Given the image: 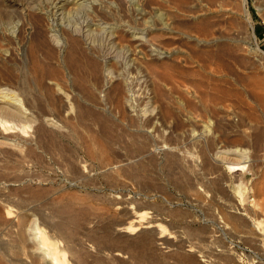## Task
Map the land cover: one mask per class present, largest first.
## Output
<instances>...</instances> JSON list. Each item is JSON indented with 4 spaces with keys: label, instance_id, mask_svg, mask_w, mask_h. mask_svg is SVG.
<instances>
[{
    "label": "rangeland",
    "instance_id": "rangeland-1",
    "mask_svg": "<svg viewBox=\"0 0 264 264\" xmlns=\"http://www.w3.org/2000/svg\"><path fill=\"white\" fill-rule=\"evenodd\" d=\"M87 1L89 5H92L95 2H103L104 0ZM111 1H114L117 6H107V11L109 12L102 10V14L106 13L105 16L107 18L103 22L113 24L112 18L115 19L113 21L121 22L124 14L128 13L127 6L132 0H109V2ZM179 1L182 2L183 0H140V3L141 7L149 13H151L152 9V13L157 12V8L160 7L159 11L161 13L172 14V17L176 15L175 19L178 16L180 26H177V19L175 20L174 17L171 18L168 15L171 21H174L172 23L173 28L175 27V33L171 35L172 37L165 38L167 41L162 40V38L158 39L154 33L151 36L153 41L158 40L156 43L159 45H163L164 42L170 44L169 46L167 45L168 49L174 50L176 48L175 50H180L182 54L184 52L190 53L189 60L187 59L189 56H185L188 63H184L185 59L181 58L182 55L180 57L181 61H177V64L185 70L186 75L184 74L181 78L179 74V76L177 75L178 77L174 78L172 76L175 71H171L173 74L161 75L162 71H159V68L157 69L158 65H156L157 62L154 60L145 61L143 62L144 65L141 61L142 65H139V61L135 65L130 62L129 64L133 66L131 65V71L129 70V73L126 72L127 74L125 75L129 79L133 78L135 85L132 89L134 91L132 89L125 91L128 90L126 88L120 92L121 95L119 92L117 93L119 91L118 88L116 87L117 89H115L118 84L117 79L105 81L106 78L103 77L107 73L103 72L104 68H101L104 67L100 64L101 50L105 51V48L107 50L108 45L101 33L99 34L100 31L98 32L94 28L95 37L93 42H91V50L79 38H77V43H73L74 48L72 50L69 46H73L69 42L62 50L59 48L55 49L56 47L48 39L49 37L45 36L42 43L37 42V61L35 60L33 63L30 58L26 63L24 61L26 55L27 57L30 55L28 42L34 38L37 29L40 32L41 28H43L42 30H48L55 22L61 23L57 20V15L55 16V7L53 8L56 0H0V45L2 44L0 47L3 49L7 47L10 53L14 54L11 57L6 54L4 56L0 51V65H2L0 67V83L12 90L14 89V91L18 89L16 92H18L19 98L24 100L26 108L29 107L28 110L31 109L29 114L37 122L29 123L28 127L19 129L16 132L4 133L0 130V194L4 193V195H0V208L2 209H0V213L2 214L5 211V214L3 213L2 215H5L7 219L8 212H10L8 215L9 219L12 216L16 219L17 214H24L26 216L25 228L28 229V235H31L35 232V228L37 229L34 224L37 221V225L44 226L49 233L48 225L59 221L60 216L61 220L64 216L68 217V215L62 213V210H68L70 213H74L76 210H89V212L109 210L111 218H109L108 226H104L101 223L88 224L87 220L76 215L73 225L69 224L72 226L68 227V230L70 228L72 231V235L62 237L63 235L59 234L58 231L56 232V230H51L52 236L48 234L51 237H55L57 234L56 237L59 239L56 240L59 241L64 238L61 244L64 242L69 247L72 253H70L71 264H264V0H247L254 27L255 41L247 29L248 23L247 25L245 24L247 20L243 14V0H233V3L231 0H193V3L192 0H184L185 4ZM106 5L108 4H105V7ZM116 7L120 9H116ZM121 7L124 9L122 10ZM202 9L207 12H203ZM86 10L88 11L86 8L83 10L73 4L68 5L64 10V13L67 14L66 17L68 16L66 18L67 21L64 20L65 25H69L70 22L78 25L85 22L87 18H89L91 23L96 24L98 19L93 18L91 14H86ZM194 13L199 14H196V16L201 18L199 21L201 20L202 23L196 21L197 24L200 23V26L192 19ZM229 15L233 16L230 18ZM69 19L72 21H69ZM236 23H238L239 27ZM203 24L207 25V27L210 26L207 31L203 30L207 29ZM10 26L12 28L14 26L13 30L17 31V34L7 33V36H10L7 37L1 33V30L10 28ZM180 27L181 30H184L182 33H186V37L179 35L181 33V30H178ZM192 28L195 30H191ZM185 31H189L193 35L191 36ZM204 31L205 33L201 35ZM97 33L101 37H97ZM187 35L197 41H191ZM119 40L114 45L116 54L114 52L115 55L108 56L114 57L111 62L109 61L111 70L114 67L113 64L115 63L116 65L117 69L115 67L114 69L117 71L112 70L114 76H116L115 73L118 74L124 71L119 62L115 61L116 55L117 58H123L126 53L124 50V52L122 51L126 43ZM196 42L198 43L196 44ZM190 44L191 47L189 48ZM187 45L188 48L186 47ZM187 49L191 50L188 51ZM92 50L95 55H93ZM69 51H73L72 54L75 52L73 56L76 55L75 58L69 59L73 64L68 63L66 57L62 58ZM204 53L207 58L209 57L208 55H211L209 57L211 59H206ZM5 57L7 60H5ZM13 59H15L14 63L11 62ZM7 61L10 63L5 65ZM82 62H84L85 66ZM23 63L26 64L25 73L21 74L19 71V73L15 71L16 66L20 68ZM79 63L83 64V66L81 67ZM97 63L100 64V70L97 68ZM65 64H70V66H65ZM70 67L73 70L76 69L73 71ZM48 68L50 69L48 70ZM59 69L62 70L59 71ZM64 70L65 72H63ZM76 70L77 72L75 73ZM82 70L84 72H81ZM14 72L21 74L23 77L21 75L17 76ZM62 72L67 76L64 75L61 78L63 76ZM95 72H103L101 73L103 76L99 79L100 74L97 73L96 78L92 77ZM10 73L16 75V77H12ZM49 73L52 74V78ZM68 74L71 75L68 76ZM74 75H77L76 78H74ZM71 76H73V80H71ZM13 78H17L20 81L17 79L15 81ZM50 78L52 81H50ZM91 78L94 79L92 80ZM136 78L140 79L136 80ZM175 79L178 82L177 85L173 83ZM41 80L45 82L47 80V82L42 83ZM140 80L142 81L140 82ZM93 81H96V83L98 81V83L95 84ZM15 82L20 86H17ZM71 82L78 87L74 88L75 86ZM138 82H140V85H137ZM191 82L192 84L197 82L199 88H197V83L196 85L194 83L193 86ZM100 83L101 85H98ZM144 83L148 86H145ZM40 84L41 88L39 87ZM44 84H48V87L51 86L50 90ZM26 85L28 88L25 87ZM141 85H144L146 89ZM157 87L160 88H158L159 91ZM98 88L102 90L99 91ZM103 88L105 89L103 90ZM24 90L28 92H23ZM106 90L108 91L106 92ZM19 91L21 94H19ZM109 91H111V94ZM198 92L202 94L200 95ZM127 94H131V97L135 98L132 97L134 102L131 109L128 103L125 104L126 99L125 101L122 99L123 95L126 97ZM108 95H110L109 98ZM196 95L198 97L202 96V98H198ZM25 97H29L27 101H25ZM48 100L49 102H47ZM50 100L52 105H50ZM40 102L43 104L40 105ZM65 105L67 108H64ZM82 106L86 107L83 108ZM32 107H36V109ZM91 109L94 111L91 112ZM158 109L160 112H157ZM162 109L164 111L161 112ZM87 111L89 114H86L88 113ZM96 111L103 116L95 113ZM39 112L41 113L39 114ZM152 113L156 117V119L154 117L155 120L151 118L153 117ZM45 115L48 116L45 117ZM161 115H166L167 117L162 116V118L160 117ZM42 116L45 118L42 119ZM55 116L59 119L57 120ZM39 119L42 120L41 125L44 122L43 126H47L46 128L44 126L45 129L41 128L40 122H38L40 121ZM99 119L102 124H100ZM51 123L54 125H50ZM38 126L40 127L37 132ZM256 127L259 128V131L255 130L257 129ZM137 128H140V131ZM43 130L46 131L43 132ZM41 132H43L42 137L38 136L39 134L41 135ZM134 132L137 135V137L135 136L136 138L134 137ZM141 132L145 135L143 136ZM257 132L258 134L262 132V134L258 135ZM48 133L49 136H52V139H50L51 137L47 139L49 137ZM140 135L143 137L141 138ZM248 136L250 137L248 138ZM149 138H152V141ZM52 140L53 142H51ZM145 140L147 142H144ZM43 141L45 144L47 143L46 147L49 148L43 146L45 145ZM57 143L58 147H56ZM84 144L86 145L84 146ZM137 146L140 147L138 148ZM82 147L87 150L84 151ZM45 148L47 151L49 149L50 152H45ZM238 148L247 151L248 160L250 161L248 171H237L233 167L238 156L232 150ZM136 150L137 152L140 151L137 153ZM142 150H145L144 153ZM141 151L143 154L140 153ZM130 152L132 155L137 154L133 156L134 160L131 158ZM94 153L98 154L94 155ZM101 154H103V157ZM222 159L225 160L222 161ZM117 162H120L119 167ZM106 164L107 166H105ZM108 164L111 167L116 164L117 168H110ZM122 167L125 169H120ZM89 172H92L90 173L92 176ZM82 173L84 174L81 175ZM84 176L89 177L86 180L88 183L84 182V184L83 179H79ZM77 177L79 178L77 179ZM21 179L26 182H24L25 185L15 184L11 188L4 185V183H9L8 181L13 182ZM16 187L19 191L16 190ZM93 207H95L94 210ZM127 210L131 212L127 213ZM131 213H134L138 218L135 219ZM57 214H59L58 217L56 216ZM13 218L10 220H14ZM152 220L155 221V227L153 225L154 229L152 228L153 231L152 229H142L129 235L119 234L115 230L117 226L112 225L114 223L119 226H127L130 223L135 225L146 224V222ZM254 221L259 228H253L252 224ZM29 228H31L30 231ZM104 231H107V233ZM151 231L153 233H150ZM159 234L164 235L163 240H166L170 247L161 244L163 241L158 239ZM2 238L3 241H1ZM6 240L7 237L1 234L0 244H4L3 242ZM30 240H27L22 248L26 260L30 263L34 260L38 264H46L43 263L44 261L38 260L36 257L38 253L33 248ZM156 241H160V243ZM168 247L169 249H167ZM115 253L116 255L117 253L122 255L116 256Z\"/></svg>",
    "mask_w": 264,
    "mask_h": 264
},
{
    "label": "bare ground",
    "instance_id": "bare-ground-1",
    "mask_svg": "<svg viewBox=\"0 0 264 264\" xmlns=\"http://www.w3.org/2000/svg\"><path fill=\"white\" fill-rule=\"evenodd\" d=\"M116 1V0H115ZM177 1V0H176ZM187 1H189V0H187ZM196 1V0H195ZM232 1V3L234 2L233 0H231ZM237 1V0H236ZM57 2V3H56ZM56 2H55V6L53 5V8L54 9H56V14H55V16H56V18H58L57 20L59 21V22H61V23H56L55 21V23L54 24H52L51 26H50V28L48 29V30H42L43 28H41V30H40V32H38V29H37V33L35 32V34H34V38H32L29 42H28V45L30 46L29 47V56L27 57V55H26V58H25V60L24 61H26V63L28 62V59H30L31 58V60L33 61V63L35 62V60H36V52H37V50H36V48H37V42H39V43H42V40H43V37H45V36H48L49 38L48 39H50L51 40V42L55 45V49H57V48H59L60 50H62L63 49V47L66 45V44H69V43H71L72 44V46H73V43L75 44V43H77L78 41H77V38H79V39H81V40H83L84 42H85V44H87L89 47L91 46V42H93V39H94V37H95V30H94V28H96V30H98V32H99V34L101 33V36L103 37V39L105 40V42L107 43V45H108V48H107V50H106V48H105V51L104 50H101V52H102V55H101V62H100V64H102L104 67H101L102 69L104 68V70H103V72L105 71L107 74L106 75H101V73H103V72H97L98 74H100V76H99V79H100V77L101 76H103V77H105L106 78V80L105 81H109V80H112V79H117L116 81H118L117 83V86H115V89H117L118 88V90L119 91H117V93L119 92V94H121L120 92H122L124 89H128V90H125V91H129V89L131 90L132 89V87L135 85L134 84V82H133V78L132 79H129V77L127 76V75H125V74H127L126 72H128L129 73V70H130V68H131V65L132 64H138L137 62L139 61V65H142L141 63H140V61L143 63V62H145V61H151V60H154V61H156L157 62V64L156 65H158V67H157V69L159 70V71H162V73H161V75L162 74H168V73H171V71L173 72V71H175V74H173V73H171V74H173V76L172 77H176L177 75L179 76V74L181 75V78L183 77V75L185 74L186 75V72H185V70L183 69V68H181V66L179 65V64H177V61H181V59H180V57H181V55H182V57L181 58H186V57H188L189 56V54L188 53H183L182 54V52L179 50V51H177V50H173V49H168V46L170 45V44H168L167 42H164L163 43V45L162 44H158V43H156L158 40H156V41H153V38H152V34L154 33V35H156V37L159 39H161L162 38V40H165V38H167V37H169V36H171V35H173L174 33H175V27L173 28V23H174V21H171V19H170V17L168 16V15H170V14H163V13H161L159 10H160V7H158L157 8V12H154V13H152L153 11V9L151 10V13H149V12H147L146 11V9L144 10L141 6V3H140V0H132V1H130V4H128V8H127V14H124V16H123V20L121 21V22H119L117 19V21L118 22H116V21H113V20H115V19H113L112 18V22H116L115 24L113 23V24H110V23H105V22H103V20L106 18V16H105V14L103 15L102 14V10H104V12H106L107 11V9H108V7L110 6H117V4L114 2V1H111V2H109V0H104L103 2H95L94 4H92V5H89L88 4V1L86 2V0H56ZM129 2V1H128ZM180 2V1H179ZM178 2V3H179ZM183 2H184V0L182 1V2H180V3H182L183 4ZM219 2V1H218ZM131 3H133V4H131ZM186 2H184V4H185ZM189 3V2H188ZM192 3H193V0H192ZM199 3V2H198ZM216 3V2H215ZM223 3V2H222ZM227 3V2H226ZM75 5V6H78L80 9H83L84 10V8H86V9H88V11L86 12V14H91L92 16H93V18H96V24H94V23H91V21L89 20V18H87V20H85V22H82V23H80V24H78L77 25V23H76V25L75 24H73V23H71L70 22V24L68 25H65V21L64 20H66L67 21V17H66V13H64L65 11V9H66V7L69 5ZM105 4H108V5H106V7H105ZM159 4H161V3H159ZM200 4V3H199ZM198 4V5H199ZM162 5V4H161ZM178 6H179V4H177ZM213 5V4H212ZM224 5V4H223ZM235 5H236V3H235ZM108 6V7H107ZM148 6V5H147ZM228 6V5H227ZM237 6V5H236ZM242 7V6H241ZM117 8H119V7H116V9ZM228 8V7H227ZM230 8V7H229ZM232 8H233V6H232ZM120 9V8H119ZM121 9L123 10L124 8H122L121 7ZM147 9H149V8H147ZM196 9V8H195ZM225 9H226V7H225ZM53 10V9H52ZM149 10V11H150ZM198 10V9H197ZM203 10V12H207V11H204L205 9H202ZM208 10V9H207ZM227 10V9H226ZM230 10V9H229ZM232 10V9H231ZM47 11V10H46ZM121 11V10H120ZM233 11V10H232ZM55 12V11H54ZM54 12H53V15H54ZM107 12H109V11H107ZM118 12V11H117ZM196 12V11H195ZM202 12V11H201ZM208 12H209V10H208ZM222 12V11H221ZM227 12V11H226ZM226 12H224V13H226ZM48 13V12H47ZM111 13V12H110ZM198 13V12H197ZM197 13H194L193 15V17H192V19L195 21V23H196V21H199V19H201V18H199V16H196V14ZM210 13V12H209ZM228 13H229V11H228ZM44 14H46V13H44ZM50 14V13H49ZM85 14V15H86ZM117 14V13H116ZM116 14H114V15H116ZM232 14H233V12H232ZM243 14L245 15V18H246V20H247V22L245 23L246 25H247V23H248V25L249 26H247L248 28V30H249V32H250V35L252 36V38H253V40L255 41V35H254V33H253V30H254V27H253V24H252V20H251V16H250V13H249V8H248V1L247 0H243ZM29 15V14H28ZM111 15V14H110ZM118 15V14H117ZM197 15H199V14H197ZM200 15H202V14H200ZM204 16H205V14H203ZM87 16V15H86ZM121 16V17H122ZM171 16V18H173L174 17V19H175V17H176V15L175 16H173L172 17V14L170 15ZM191 16V15H190ZM230 16V15H229ZM231 16H233V15H231ZM231 16H230V18H231ZM48 17V16H47ZM49 17H51V16H49ZM111 17H112V15H111ZM110 17V18H111ZM114 17V16H113ZM42 18V17H41ZM81 18V17H80ZM233 18V17H232ZM235 18V17H234ZM44 19H46V17H44ZM49 19H51V18H49ZM53 19V18H52ZM90 19H92V18H90ZM107 19V18H106ZM177 22H178V25L177 26H180L179 25V21L180 20H178V16H177ZM175 19V20H176ZM203 19V18H202ZM208 19V18H207ZM54 20H55V18H54ZM71 19H69V21H70ZM231 20V19H230ZM234 20V19H233ZM236 20V19H235ZM72 21V20H71ZM93 21V20H92ZM189 21V20H188ZM205 21V20H204ZM238 21V20H237ZM236 21V22H237ZM94 22V21H93ZM171 22V23H170ZM173 22V23H172ZM176 22V21H175ZM199 22H201V20L199 21ZM9 23V22H8ZM48 23H49V21H48ZM183 23V22H182ZM195 23H193L194 25H195ZM202 23V22H201ZM203 23H205V22H203ZM197 24V23H196ZM200 24V23H199ZM199 24H197V25H199ZM209 24V23H208ZM233 24H235L234 22H233ZM237 24V26L239 27V25H238V23H236ZM4 25H6V24H4ZM4 25H2V26H4ZM9 25V24H8ZM7 25V26H8ZM185 25V24H184ZM204 25V24H203ZM246 25H244V26H246ZM12 26V25H11ZM10 26V28H7V27H5V28H7V29H5V30H1V33H3L5 36H7L8 34H12V35H14V34H17L16 32H15V30H13V28H14V26H13V28ZM200 26V25H199ZM198 26V27H199ZM204 26H206L207 27V25H204ZM19 27H20V25H19ZM181 27H182V25H181ZM181 27H180V29H178V28H176V29H178V30H181ZM197 27V28H198ZM210 27V26H209ZM209 27H207V29H203V30H208V28ZM238 27H236V28H238ZM17 28V27H16ZM21 28V27H20ZM33 28V27H32ZM38 28V27H37ZM184 28H186V27H184ZM196 28V29H197ZM203 28V27H202ZM205 28V27H204ZM235 28V29H236ZM246 28V27H245ZM0 29H1V27H0ZM22 29V28H21ZM26 29V28H25ZM35 29V28H34ZM33 29V30H34ZM194 28H192L191 30H193ZM199 29H200V27H199ZM198 29V30H199ZM239 29V28H238ZM195 30V29H194ZM202 30V31H203ZM19 31V30H18ZM182 31L184 32V30H181V33L179 34L180 36H184V37H186L185 35H186V33H182ZM20 32V31H19ZM176 32H178V31H176ZM185 32H188V34H191V33H189V31H185ZM194 32V31H193ZM196 32V31H195ZM8 33V34H7ZM199 33V32H198ZM205 33V31L204 32H202L201 33V35H203ZM21 34V33H20ZM98 34V33H97ZM99 34H98V36L97 37H101V36H99ZM221 34V33H220ZM179 35H177V36H179ZM193 34H191V36H192ZM187 36H189V39L191 40V41H197L195 38H193V37H191L190 35H187ZM4 37V36H3ZM7 37H10V36H7ZM16 37V36H15ZM172 37V36H171ZM202 37V36H201ZM76 38V39H75ZM119 38H120V40L123 42H125L126 43V46L124 47V49H122V51L124 50L126 53L124 54V56H123V58L122 57H118L117 58V55L115 56L116 58H115V61H117V62H119V64L124 68V71L122 72V73H118V74H116L115 73V75L116 76H114V73H113V71L112 70H114V71H117L116 69V65H115V63L113 64V66L116 68V69H114V67H113V69L111 70L110 69V64H109V61L111 62V60H112V58L114 59V57H108V56H110V55H115L116 54V52H115V50H114V45H116V41H118L119 40ZM175 38H177L176 36H175ZM182 38V37H181ZM180 38V39H181ZM198 38H199V36H198ZM10 39V38H9ZM15 39V38H14ZM21 39V38H20ZM78 39V40H79ZM99 39V38H98ZM97 39V40H98ZM173 39V38H172ZM187 39V38H186ZM4 40V39H3ZM11 40V39H10ZM19 40V39H18ZM100 40V39H99ZM119 40V41H120ZM178 40H179V38H178ZM185 40V39H184ZM218 40V39H217ZM12 41V40H11ZM103 41V40H102ZM101 41V42H102ZM165 41H167V40H165ZM179 41H181V40H179ZM199 41V40H198ZM203 41H204V39H203ZM205 41H207V40H205ZM212 42H214L213 40H211ZM220 41V40H219ZM24 42V41H23ZM69 42V43H68ZM96 42H98V41H96ZM188 42V41H187ZM186 42V43H187ZM190 42V41H189ZM211 42V43H212ZM8 43V42H7ZM11 43V42H10ZM19 43H20V41H19ZM22 43V42H21ZM180 43V42H179ZM183 43V42H182ZM198 42H196V44H197ZM199 43H200V41H199ZM217 43V42H216ZM52 44V45H53ZM184 44V43H183ZM189 44V43H188ZM193 44V43H192ZM209 44V43H208ZM207 44V45H208ZM215 44V43H214ZM214 44H212V46H214ZM2 45V44H1ZM0 45V46H1ZM10 45V44H9ZM101 45H102V43H101ZM168 45V46H167ZM181 45V44H180ZM194 45H195V43H194ZM18 46V45H17ZM22 46V45H21ZM79 46V45H78ZM93 46H94V44H93ZM166 46H167V48H166ZM197 46V45H196ZM204 46V45H203ZM209 46V45H208ZM70 47V49L72 50V48H74V46L73 47H71V46H69ZM68 47V48H69ZM80 47H81V44H80ZM88 47V48H89ZM101 47V46H100ZM116 47V46H115ZM176 47V46H175ZM184 47V46H183ZM187 48H188V45L186 46ZM191 47V44H190V46H189V48ZM198 47V46H197ZM200 47V46H199ZM22 48V47H21ZM67 48V49H68ZM77 48V47H76ZM87 48V47H86ZM103 48V47H102ZM185 48V47H184ZM0 51L4 54V56H5V54L6 55H9V57H11L12 55H14V54H12V52L10 53V51H9V49L6 47L5 49H3V48H1L0 47ZM11 49V48H10ZM20 49V48H19ZM80 49V48H79ZM82 49V48H81ZM97 49V48H96ZM178 49V48H177ZM180 49V48H179ZM192 49V48H191ZM191 49H189V50H191ZM90 50H91V47H90ZM94 50V49H93ZM92 50V53H94V51ZM188 50V49H187ZM188 50V51H189ZM204 50V49H203ZM209 50V49H208ZM74 51V50H73ZM72 51V52H73ZM116 51H118V50H116ZM123 51V52H124ZM72 52L71 51H69V52H66V55L64 56V57H62V58H65L66 57V60H67V62L69 63L70 62V60H71V58L73 59V57L75 58V56H73V54L75 53H73L72 54ZM79 52V51H78ZM97 52V51H96ZM114 52H115V54H114ZM119 52V51H118ZM122 52V53H123ZM201 52H204V51H201ZM200 52V53H201ZM206 52V51H205ZM209 53H210V51H208ZM207 52V53H208ZM27 53V52H26ZM25 53V54H26ZM53 53H55V51H53ZM120 53V52H119ZM193 53V52H192ZM206 53V54H207ZM212 53V52H211ZM2 54V55H3ZM77 55H78V53H76ZM118 54V53H117ZM121 54V53H120ZM197 54V53H196ZM40 55V54H39ZM43 55V54H42ZM93 55H95V53L93 54ZM96 55H99V54H96ZM195 55V54H194ZM201 55V54H200ZM204 55H205V53H204ZM216 55V54H215ZM80 56V55H79ZM186 56V57H185ZM206 56V55H205ZM209 57H211V55H208ZM94 57V56H93ZM97 57H99V56H97ZM96 57V58H97ZM200 57V56H199ZM208 57V58H209ZM213 57V56H212ZM95 58V59H96ZM120 58V59H119ZM189 58H190V56L187 58L188 60H189ZM202 58H203V56H202ZM201 58V59H202ZM207 58V56H206V59H208ZM12 59V58H11ZM61 59V58H60ZM70 59V60H69ZM99 59H100V57H99ZM187 59H185V61H184V63H188V60ZM196 59L198 60V58L196 57ZM200 59V58H199ZM211 58H209V60H210ZM5 60H7L6 59V57H5ZM15 59H13L11 62L12 63H14L13 61H14ZM65 60V59H64ZM69 60V61H68ZM77 60H78V56H77ZM97 60V59H96ZM119 60V61H118ZM213 60V59H212ZM18 61V60H17ZM37 61V60H36ZM39 61V60H38ZM41 61V60H40ZM63 61V60H62ZM73 61H75V60H73ZM79 61V60H78ZM114 61V60H113ZM183 61V60H182ZM30 62V61H29ZM81 62V61H80ZM116 62V63H117ZM130 62H132V64L130 65L129 63ZM200 62V61H199ZM202 62V61H201ZM10 63V62H9ZM8 63V61L6 62V64L5 63H3V64H5V65H8L9 64ZM62 63V62H61ZM71 64H73L72 62H70ZM83 64H84V62H82ZM1 64V63H0ZM36 64V63H35ZM34 64V65H35ZM63 64V63H62ZM75 64V63H74ZM80 65H81V67L83 66V64H81V63H79ZM100 64H98L97 63V65H98V69H99V65ZM4 65V66H5ZM19 65V64H18ZM41 65V64H40ZM43 65V64H42ZM70 66V64H65V66ZM79 65V66H80ZM143 65H144V63H143ZM2 65H0V67H1ZM21 66V65H20ZM19 66V67H20ZM23 66V67H22ZM20 68H17L18 66H16V68H15V71H19L21 74H24L25 73V70H26V64L25 63H23V65H22ZM33 66V65H32ZM45 66V65H44ZM68 66V67H69ZM71 66H73V65H71ZM75 66H76V64H75ZM84 66H85V64H84ZM121 66H119V67H121ZM133 66V65H132ZM14 67H15V65H14ZM13 67V68H14ZM36 67H38V66H36ZM49 67V66H48ZM63 67V66H62ZM74 67V66H73ZM77 67H78V65H77ZM81 67H80V69H81ZM112 67V66H111ZM45 68V67H44ZM43 68V69H44ZM61 68V67H60ZM66 68V67H65ZM71 68V67H70ZM84 68H86V67H84ZM122 68V69H123ZM35 69V68H34ZM38 69V68H37ZM50 68H48V70H49ZM56 69V68H55ZM63 69V68H62ZM62 69H59V71L60 70H62ZM76 69V68H75ZM74 69V70H75ZM83 69V68H82ZM121 69V68H120ZM119 69V70H120ZM33 70V69H32ZM52 70V69H51ZM57 70V69H56ZM68 70V69H67ZM71 70H73L72 68H71ZM73 70V71H74ZM78 70H79V68H78ZM100 70V69H99ZM31 71V70H30ZM44 71V70H43ZM69 71V70H68ZM85 71H86V69H85ZM98 71V70H97ZM131 71V70H130ZM18 72V73H19ZM47 72V71H46ZM54 72V71H53ZM53 72H52V74H53ZM57 72V71H56ZM63 72H65V70L63 71ZM62 72V73H63ZM77 72V70L75 71V73ZM81 72H84V70H82ZM12 73H13V70H12ZM15 74H16V72H14ZM44 73H45V71H44ZM55 73V72H54ZM70 73V72H69ZM73 73V72H72ZM71 73V74H72ZM96 72L94 73L95 75H93L92 74V77H94V78H96V74H97ZM160 73V72H159ZM11 74V73H10ZM20 74V75H21ZM26 74H28L27 72H26ZM47 74V73H46ZM50 74V73H49ZM52 74H50L49 76L51 77V75ZM71 74H68V76H70ZM74 74V73H73ZM72 74V75H73ZM130 74H131V72H130ZM12 75V74H11ZM17 76L19 75V74H16ZM16 75H12V77L13 76H15L16 77ZM19 75V76H20ZM64 73H63V76H61V78L62 77H64ZM129 75V74H128ZM190 75V74H189ZM48 76V75H47ZM54 76V75H53ZM65 76H67V75H65ZM75 76V75H74ZM77 76V75H76ZM76 76L74 77V78H76ZM98 76V75H97ZM164 76V75H163ZM171 76V75H170ZM169 76V77H170ZM177 76V77H178ZM188 76V75H187ZM21 77H23L22 75H21ZM21 77H19L20 79H21ZM27 77H28V75H27ZM72 77L73 76H71L70 78H71V80H73L72 79ZM90 77H91V75H90ZM130 77H132V76H130ZM140 77V76H139ZM142 77H144V76H142ZM166 77V76H165ZM190 77V76H189ZM24 78H25V76H24ZM23 78V80H25ZM48 78V77H47ZM52 78V77H51ZM50 78V79H51ZM54 78V77H53ZM94 78H91L92 80L94 79ZM98 78V77H97ZM141 78V77H140ZM140 78H136V80L137 79H140ZM149 78V77H148ZM163 78V77H162ZM168 78V77H167ZM14 79V78H13ZM15 79H17V78H15ZM14 79V80H15ZM44 79H46V78H44ZM49 79V80H50ZM55 79H56V77H55ZM54 79V80H55ZM84 79V78H83ZM82 79V80H83ZM135 79V78H134ZM142 79V78H141ZM145 79V78H144ZM147 79V78H146ZM172 79V78H171ZM171 79H170V81H171ZM177 79H179V78H177ZM188 79V78H187ZM17 80H19V79H17ZM17 80H15V81H17ZM86 80V79H85ZM89 80H90V78H89ZM91 80V81H92ZM162 80V79H161ZM169 80V79H168ZM184 80H186V79H184ZM13 81V80H12ZM20 81V80H19ZM44 81V80H43ZM42 80H41V82L42 83H46L47 82V80H46V82L44 81L43 82ZM50 81H52V79L50 80ZM58 81V80H57ZM99 81V80H98ZM98 81H97V83H98ZM139 81V80H138ZM142 80H140V82H141ZM177 80L175 79L174 80V84H176L177 85V83L178 82H176ZM180 81H182V80H180ZM3 82H5V81H3ZM2 82V83H3ZM9 82H11V81H9ZM60 82V81H59ZM80 82V81H79ZM87 82V81H86ZM85 82V83H86ZM93 82H95V84H97L96 83V81H93ZM102 82V81H101ZM140 82H138L137 83V85H140ZM144 82V81H143ZM148 82V81H147ZM172 82V81H171ZM176 82V83H175ZM185 82H187V81H185ZM199 82V81H198ZM202 82V81H201ZM16 83V82H15ZM14 83V84H15ZM26 83V82H25ZM36 83H38V82H36ZM53 83V82H52ZM72 83V82H71ZM92 83V82H91ZM112 83V82H111ZM146 83V82H145ZM144 83V84H145ZM154 83V82H153ZM168 83V82H167ZM180 83V82H179ZM195 83V82H194ZM193 83V84H194ZM197 83V82H196ZM196 83L194 84V85H196ZM13 84V85H14ZM17 84V86L19 85L18 83H16ZM15 84V85H16ZM21 84V83H20ZM73 84V83H72ZM103 84V83H102ZM109 84V83H108ZM115 84H116V82H115ZM114 84V85H115ZM146 84H148V83H146ZM145 84V86H148V85H146ZM166 84V83H165ZM191 84H192V82H191ZM192 84V85H193ZM204 84V83H203ZM7 85H9V83H7ZM44 85H46V84H44ZM48 85V84H47ZM46 85V86H47ZM51 85V84H50ZM60 85V84H59ZM74 85V84H73ZM81 85V84H80ZM98 85H101V83L100 84H98ZM98 85H97V87H98ZM113 85V84H112ZM183 85V84H182ZM190 85V84H189ZM193 85V86H194ZM197 85H198V83H197ZM10 86H11V83H10ZM20 86V85H19ZM28 86L30 87V85L28 84ZM39 86V85H38ZM45 86V87H46ZM75 86V85H74ZM83 86V85H82ZM95 86V85H94ZM141 86H143L144 88H145V86L144 85H141ZM175 86V85H174ZM15 87V86H14ZM13 87V88H14ZM26 88H28L27 87V85L25 86ZM32 87V86H31ZM40 88H41V84H40V86H39ZM53 87V86H52ZM60 87V86H59ZM71 87H73V86H71ZM76 87H78V86H75L74 88H76ZM100 87V86H99ZM117 87V88H116ZM155 87V86H154ZM154 87H153V89H154ZM171 87V86H170ZM178 87V86H177ZM21 88V87H20ZM37 88V87H36ZM42 88H43V85H42ZM47 88L49 89V88H51V86L50 87H48L47 86ZM63 88V87H62ZM73 88V89H74ZM81 88V87H80ZM159 87H157V89H158ZM176 88V87H175ZM179 88V87H178ZM178 88H176V89H178ZM197 88H199V85H198V87ZM207 88V87H206ZM25 89V88H24ZM31 89V88H30ZM105 88H103V90H104ZM146 89V88H145ZM160 89V88H159ZM159 89H158V91H159ZM174 89V88H173ZM175 89V90H176ZM180 89V88H179ZM16 90V89H15ZM18 90V89H17ZM16 90V91H17ZM20 91H21V89H19ZM22 90H23V88H22ZM50 90V89H49ZM49 90H47V91H49ZM58 90H60L59 88H58ZM77 90H78V88H77ZM98 90H99V88H98ZM100 90H102V89H100ZM99 90V91H100ZM133 90V89H132ZM155 90H156V88H155ZM188 90V89H187ZM200 90V89H199ZM16 91H14V89L12 90L11 88H9V87H7V86H4V85H2L1 83H0V130L1 131H3L4 133H6V132H11V131H13V132H16V131H18L19 129H24V128H26V127H28V125H29V123H34V122H36V120L29 114V113H31V112H29L31 109H29L28 110V108H26V105H25V102H24V100H22L21 98H19L20 96H18V92H16ZM20 91H19V94H21L20 93ZM62 91V90H61ZM108 90H106V92H107ZM134 91V90H133ZM164 91V90H163ZM162 91V92H163ZM177 91V90H176ZM179 91V90H178ZM197 91V90H196ZM195 91V92H196ZM22 92V91H21ZM23 92H28V91H26V90H24ZM111 91H109V93H110ZM172 92V91H171ZM204 92H205V90H204ZM31 93V92H30ZM103 93V92H102ZM126 93V92H125ZM128 93V92H127ZM180 93V92H179ZM197 93V92H196ZM199 93V92H198ZM28 94V93H27ZM106 94V93H105ZM104 94V95H105ZM108 94V93H107ZM111 94V93H110ZM118 94V95H119ZM132 94V93H131ZM131 94L130 95H128L127 94V96L126 97H124V95H123V98L122 99H124V101H125V99H126V101H125V104L126 103H128V105L130 106V109L133 107V102H134V99L131 97ZM154 94V93H153ZM200 95L202 94L201 92L199 93ZM25 95V94H24ZM117 95V96H118ZM122 95V94H121ZM126 95V94H125ZM181 95H182V93H181ZM28 96H30L29 94H28ZM107 96V95H106ZM109 96L110 95H108V98H109ZM197 96V95H196ZM22 97V96H21ZM26 97H27V95H26ZM25 97V98H26ZM181 97V96H180ZM198 97V96H197ZM23 98V97H22ZM29 98V97H28ZM28 98H26V100L25 101H27L28 100ZM54 98H56V97H54ZM198 98H202V96L201 97H198ZM197 98V99H198ZM37 99V98H36ZM35 99V100H36ZM39 99V98H38ZM158 99V98H157ZM183 99V98H182ZM43 100V99H42ZM53 100V99H52ZM55 100V99H54ZM79 100V99H78ZM107 100V99H106ZM109 100V99H108ZM185 100V99H184ZM34 101V100H33ZM39 101H40V99H39ZM123 101V102H124ZM29 102V101H28ZM27 102V103H28ZM43 102V101H42ZM47 102H49V100L47 101ZM46 102V103H47ZM50 102H51V100H50ZM55 102V101H54ZM58 102V101H57ZM186 102V101H185ZM188 102V101H187ZM192 102V101H191ZM201 102V101H200ZM44 103V102H43ZM42 103V104H43ZM122 103V102H121ZM136 103V102H135ZM38 104V103H37ZM41 104V102H40V105H42ZM55 104V103H54ZM78 104V103H77ZM76 104V105H77ZM120 104V103H119ZM158 104V103H157ZM173 104V103H172ZM187 104V103H186ZM189 104V103H188ZM30 106H31V104H29ZM29 105H27V106H29ZM49 105V104H48ZM50 105H52V102H51V104ZM62 105V104H61ZM75 105V106H76ZM35 106V105H34ZM37 106H39V104L37 105ZM78 106V105H77ZM76 106V107H77ZM127 106V105H126ZM192 106V105H191ZM54 107V106H53ZM80 107V106H79ZM83 107V106H82ZM86 107V106H85ZM85 107H83V108H85ZM91 107H93V106H91ZM138 107V106H137ZM161 107V106H160ZM163 107V106H162ZM31 108V107H30ZM32 108H35L36 109V107H32ZM39 108H40V106H39ZM42 108V107H41ZM46 108V107H45ZM51 108V107H50ZM60 108H63V107H60ZM64 108H67L66 107V105H65V107ZM190 108V107H189ZM43 109V108H42ZM41 109V110H42ZM88 109H90V108H88ZM152 109V108H151ZM45 110V109H44ZM43 110V111H44ZM63 110H66V109H63ZM62 110V111H63ZM78 110H79V108H78ZM84 110V109H83ZM92 111L91 112H93L94 110L93 109H91ZM147 110V109H146ZM43 111H41V112H43ZM46 111V110H45ZM82 111V110H81ZM133 111V110H132ZM136 111V110H135ZM134 111V112H135ZM149 111V110H148ZM154 111V110H153ZM162 111H164L163 109L161 110V112ZM34 112V111H33ZM41 112H39V114L41 113ZM50 112H52V111H50ZM58 112V111H57ZM83 112V111H82ZM82 112H80V113H82ZM88 112V111H87ZM91 112H90V114H91ZM140 112V111H139ZM157 112H160L159 111V109H158V111ZM166 112H167V114H168V111L166 110ZM186 112V111H185ZM189 112V111H188ZM38 113V112H37ZM45 113V112H44ZM44 113H43V115H44ZM47 113V112H46ZM48 113H49V111H48ZM47 113V114H48ZM54 113V112H53ZM53 113H51V114H53ZM78 113V112H77ZM80 113H79V115H80ZM86 113V112H85ZM95 113H97V111L95 112ZM149 113V112H148ZM156 113V112H155ZM164 113V112H163ZM182 113H184V112H182ZM62 114H64V113H62ZM61 114V115H62ZM86 114H89V112L88 113H86ZM92 114H94V113H92ZM98 114V113H97ZM104 114V113H103ZM144 114V113H143ZM153 114V113H152ZM159 114V113H158ZM157 114V115H158ZM162 114V113H161ZM166 114V115H167ZM172 114V113H171ZM175 114V113H174ZM38 115V114H37ZM98 115H100V114H98ZM166 115H164V116H166ZM48 116V115H47ZM46 115H45V117H47ZM77 116V115H76ZM83 116H85V115H83ZM93 116V115H92ZM94 116H96V115H94ZM100 116H103V115H100ZM151 116V115H150ZM163 115H161L160 117H162ZM163 116V117H164ZM176 116V115H175ZM184 116V115H183ZM194 116V115H193ZM43 118L42 119H44L45 117L44 116H42ZM56 117V116H55ZM59 117H60V115H59ZM80 117V116H79ZM89 117V116H88ZM105 117V116H104ZM103 117V118H104ZM154 114H153V117H151L152 118V120H155L156 119V117H155V119H154ZM162 117V118H163ZM167 117V116H166ZM38 118V117H37ZM57 118V120L59 119L58 117H56ZM63 118V117H62ZM84 118V117H83ZM93 119H94V117H92ZM96 118V117H95ZM191 118V117H190ZM52 119V118H51ZM60 119H61V117H60ZM68 119H69V117H68ZM67 119V120H68ZM70 119H72V118H70ZM97 119V118H96ZM189 119V118H188ZM40 121H38V122H40L39 124L41 125V119H39ZM66 120V121H67ZM77 120V119H76ZM151 120V121H152ZM191 120V119H190ZM46 121V120H45ZM56 121V120H55ZM64 121V120H63ZM68 121H70V120H68ZM79 121V120H78ZM80 121H81V119H80ZM85 121V120H84ZM91 121L93 122V120L91 119ZM94 121H97V120H94ZM48 122V121H47ZM51 122V121H50ZM82 122V121H81ZM99 122H101L100 124H102V121H100V119H99ZM149 122H150V120H149ZM37 123V122H36ZM43 123L44 122H42V125H41V128H44V126H45V128L47 127L46 125H44L43 126ZM54 123V122H53ZM98 123V122H97ZM47 124V123H46ZM64 124V123H63ZM71 124H73V123H71ZM99 124V123H98ZM97 124V125H98ZM48 125V124H47ZM50 125H54V124H50ZM43 126V127H42ZM64 126H65V124H64ZM39 127L40 126H38V129H37V132H38V130H39ZM104 127V126H103ZM133 127V126H132ZM136 127V126H135ZM137 127H138V125H137ZM143 127H145V126H143ZM44 128V129H45ZM66 128V127H65ZM69 128V127H68ZM105 128V127H104ZM257 128V127H256ZM70 129V128H69ZM129 129V128H128ZM127 129V130H128ZM137 129H139V131H140V128H137ZM136 129V130H137ZM259 128H257V129H255V130H257V131H259L258 130ZM104 130V129H103ZM131 130H132V128H131ZM145 130V129H144ZM0 131V132H1ZM40 131H41V129H40ZM46 131V130H45ZM44 130H43V132H45ZM51 131V130H50ZM43 132H41V135L39 134L38 136H41L42 137V133ZM78 132V131H77ZM50 133V132H49ZM49 133H48V136H49ZM104 133V132H103ZM105 133H106V131H105ZM129 133V132H128ZM135 133V132H134ZM138 133V132H137ZM142 133V132H141ZM3 134V133H2ZM1 134V135H2ZM46 134V133H45ZM51 134V133H50ZM71 134V133H70ZM257 134H258V132H257ZM256 133H255V135L256 136H258V135H260V134H262V132L260 133V134H258L257 135ZM47 135V134H46ZM52 135V134H51ZM75 135V134H74ZM139 135V134H138ZM142 135L144 136L145 134H143L142 133ZM152 135V134H151ZM246 135V134H245ZM248 135V134H247ZM254 135V136H255ZM3 136V135H2ZM1 136V137H2ZM44 136V135H43ZM53 136V135H52ZM52 136H49V137H47V139L48 138H50V139H52ZM72 136V135H71ZM137 137V135H136V133H135V135H134V137ZM141 136V135H140ZM143 136H141V138L143 137ZM147 136V135H146ZM255 136V137H256ZM262 136V135H261ZM46 137V136H45ZM73 137V136H72ZM133 137V136H132ZM135 137V138H136ZM139 137V136H138ZM148 137V136H147ZM153 137V136H152ZM244 137V136H243ZM250 136H248V138H249ZM254 137V138H255ZM260 137V136H259ZM3 138H4V136H3ZM44 138V137H43ZM43 138H42V140H43ZM247 138V137H246ZM245 138V139H246ZM50 139H49V141H50ZM55 139V138H54ZM74 139V138H73ZM75 139H76V137H75ZM80 139H82V138H80ZM134 139V138H133ZM138 139V138H137ZM144 139V138H143ZM142 139V140H143ZM150 139V138H149ZM152 139V138H151ZM150 139V140H151ZM244 139V140H245ZM41 140V141H42ZM46 140V139H45ZM78 140V139H77ZM84 140V139H83ZM82 140V141H83ZM134 140H136V139H134ZM139 140V139H138ZM261 140V139H260ZM259 140V141H260ZM47 141V140H46ZM55 141H57V140H55ZM140 141V140H139ZM152 141V140H151ZM255 141H257V140H255ZM262 141V140H261ZM38 143H39V141H37ZM51 142H53V140L51 141ZM58 142V141H57ZM144 142H147L146 140L144 141ZM27 143H29L28 141H27ZM32 143V142H31ZM42 143V142H41ZM43 143H44V141H43ZM136 143V142H135ZM261 143V142H260ZM45 144V143H44ZM47 144V143H46ZM46 144L45 145H43V146H45L46 147ZM55 144V143H54ZM83 144V143H82ZM87 144V143H86ZM86 144H84V146L86 145ZM89 144V143H88ZM133 144V143H132ZM141 144H143L142 142H141ZM56 146V145H55ZM54 146V147H55ZM134 146V145H133ZM144 146V145H143ZM56 147H58V143H57V146ZM80 147H81V145H80ZM88 147V146H87ZM138 147V146H137ZM140 147V146H139ZM138 147V148H139ZM147 147V146H146ZM43 148V147H42ZM46 148H49V147H46ZM46 148H45V152H50V150L48 149V151L46 150ZM83 148V147H82ZM85 148V147H84ZM83 148V149H84ZM133 148V147H132ZM136 148V147H135ZM138 148H136V149H138ZM31 149H32V147H31ZM30 149V150H31ZM82 149V150H83ZM141 149H145V148H141ZM34 150V149H33ZM87 149H84V151H86ZM91 150V149H90ZM95 151V150H94ZM129 151V150H128ZM131 151V150H130ZM135 151V150H134ZM140 151V150H139ZM138 151V152H139ZM143 151V150H142ZM142 151L140 152V153H142ZM145 151V150H144ZM144 151H143V153H144ZM230 151V150H229ZM233 151V153H235V154H237V156H238V159H236V162L233 164V167H235V169L237 170V171H248L249 170V167H250V161L248 160V156H247V151L246 150H244V149H240V148H238V149H235V150H232ZM93 152V151H92ZM92 152H91V154H92ZM136 152H137V150H136ZM137 152V153H138ZM32 153V152H31ZM104 153V152H103ZM133 153V152H132ZM142 153V154H143ZM146 153V152H145ZM222 153V152H221ZM85 154V153H84ZM88 154V153H87ZM86 154V155H87ZM90 154V155H91ZM98 154V153H97ZM96 153H94V155H97ZM128 154V153H127ZM129 154H131V152L129 153ZM152 154V153H151ZM89 155V156H90ZM93 155V156H94ZM100 155V154H99ZM103 154H101V156H102ZM104 155H105V153H104ZM132 155V154H131ZM130 155V156H131ZM134 155H137V154H134ZM134 155H132V157L131 158H133V160H134ZM141 155V154H140ZM79 156V155H78ZM88 156V157H89ZM222 156H224V155H222ZM97 157V156H96ZM95 157V158H96ZM103 157V156H102ZM218 157H220V156H218ZM218 157H216V158H218ZM226 157V156H225ZM224 157V158H225ZM90 158V157H89ZM137 158H138V156H137ZM226 158H228V157H226ZM83 159V158H82ZM81 159V160H82ZM98 159H100V158H98ZM103 159V158H102ZM130 159V158H129ZM214 159H215V157H214ZM220 159V158H219ZM218 159V160H219ZM231 159V158H230ZM229 159V160H230ZM235 159H234V161H235ZM110 160V159H109ZM125 160V159H124ZM217 160V161H218ZM225 160V159H224ZM223 159H222V161H224ZM227 160V159H226ZM97 161H99V160H97ZM96 161V162H97ZM232 161H233V158H232ZM67 162V161H66ZM81 162V161H80ZM108 162V161H107ZM125 162V161H124ZM230 162V161H229ZM83 163H84V161H83ZM103 163V162H102ZM105 163V162H104ZM109 163V162H108ZM120 163V162H119ZM119 163L117 162V166L119 165ZM128 163V162H127ZM131 163H132V160H131ZM223 163V162H222ZM225 163V162H224ZM227 163V162H226ZM231 163V162H230ZM85 164V163H84ZM121 164H123V163H121ZM100 165H101V163H100ZM104 165V164H103ZM110 164H108V166H109ZM112 165V164H111ZM116 165V164H115ZM113 166L114 168L116 167L117 168V166ZM124 165V164H123ZM232 165V164H231ZM83 166V165H82ZM81 166V167H82ZM105 166H107V164L105 165ZM105 166H103V167H105ZM121 166V165H120ZM88 167V166H87ZM100 167V166H99ZM98 167V168H99ZM110 168H113V167H111V166H109ZM119 167V166H118ZM83 168V167H82ZM109 168V169H110ZM104 169V168H103ZM102 169V170H103ZM108 169V168H107ZM119 169V168H118ZM120 169H125V168H120ZM230 169V168H229ZM83 170H85L84 168H83ZM91 170V169H90ZM89 170V171H90ZM97 170V169H96ZM99 170V169H98ZM128 170V169H127ZM78 171V170H77ZM80 171V170H79ZM82 171V170H81ZM92 171H94V170H92ZM101 172V171H100ZM90 173H92V172H89V174ZM18 174V173H17ZM76 174V173H75ZM77 174H78V172H77ZM80 174V173H79ZM84 173H82L81 175H83ZM96 174V173H95ZM106 174V173H105ZM88 175V174H87ZM91 175V174H90ZM76 176H78V175H76ZM92 176V175H91ZM91 176H90V178H91ZM11 177V176H10ZM14 177V176H13ZM103 177V176H102ZM79 177H77V179H78ZM83 179V183L84 182H87L86 180L89 178L88 176H84V177H80L79 179ZM81 179V180H82ZM91 180V179H90ZM89 180V181H90ZM92 180H94V179H92ZM3 181V180H2ZM6 181V180H5ZM80 181V180H79ZM7 182V181H6ZM9 183H4V181H3V183H4V185H5V187H6V185H7V187L8 188H11V187H13V186H15V184H19V185H25V181L23 180V179H21V180H19V181H13V182H10V181H8ZM25 182V183H24ZM79 183V182H78ZM80 183H81V181H80ZM88 183V182H87ZM85 184V183H84ZM90 184V183H89ZM89 184H87V185H89ZM28 185V184H27ZM90 186V185H89ZM18 187V186H17ZM17 187H16V190H18L19 191V189H17ZM2 188H3V186H2ZM7 188V189H8ZM26 188V187H25ZM6 189V188H5ZM15 189V188H14ZM22 189V188H21ZM20 189V190H21ZM8 190H10V189H8ZM15 190V191H16ZM261 190V189H260ZM17 191V192H18ZM12 192H13V189H12ZM11 192V193H12ZM15 194V193H14ZM0 195H4V193L3 194H0ZM13 196V195H12ZM100 196V195H99ZM99 196H97V197H99ZM103 196H105V195H103ZM1 197V196H0ZM96 198V197H95ZM12 199V198H11ZM99 199V198H98ZM100 199H101V197H100ZM1 201V200H0ZM106 201V200H105ZM101 202H103V201H101ZM116 202H118V201H116ZM4 203V202H3ZM6 203V202H5ZM111 203V202H110ZM116 204V203H115ZM130 204V203H129ZM4 205V204H3ZM56 205V204H55ZM67 205V204H66ZM111 205V204H110ZM2 206V205H1ZM66 207V206H65ZM97 208V207H96ZM1 209V208H0ZM67 209V208H66ZM86 209V208H85ZM95 209V207H93V210ZM98 209V208H97ZM2 210V209H1ZM116 210V209H115ZM129 210V209H128ZM127 210V211H128ZM55 211V210H54ZM60 211V210H59ZM58 211V212H59ZM102 211V210H101ZM1 212V211H0ZM5 212V211H4ZM3 212V213H4ZM47 212V211H46ZM125 212V211H124ZM129 212H131V211H128L127 213H129ZM2 213V214H3ZM6 213H7V211H6ZM24 213V212H23ZM45 213V212H44ZM43 213V214H44ZM52 213V212H51ZM54 213V212H53ZM61 213V212H60ZM62 213H65L66 215H68V217H66V216H64V218L61 220V216H60V220L59 221H57V222H55L54 224H52V225H48L47 227H48V229L50 230V232H51V230L53 231V230H56V232L58 231L59 232V234L61 233L63 236L62 237H64L65 235L68 237V236H70V235H72V231L70 230V228H69V230H68V227H70V226H72L73 225V221L74 220H76V215H77V217H82L84 220H87V222H88V224H91V223H101L102 225H104V226H108V222L110 221L109 220V218H111L110 216L111 215H109V213H110V211L109 210H105V211H103V212H100V210H95V211H91V212H89V210L88 211H74V213L73 212H71V213H73V214H71L70 213V211H68V210H62ZM1 213H0V236H1V234H3L5 237H7V240L6 241H4L3 243L4 244H0V264H38V262L37 261H34L33 260V262H29L28 260H26V256L24 255V252L22 251L23 249V244L27 241V240H29V239H31L30 241H32V245H33V248L35 249V251L38 253L37 255H36V257L38 258V260L39 261H44L43 263H46V264H71V259H70V250H69V247L67 246V245H65L64 244V242H62L63 244H61V241L64 239H62L61 241H59V240H56V239H59L58 237H56L57 236V234H56V238L54 237V239H53V237H51L52 236V234L53 233H48L47 232V229L43 226V227H41V226H39V225H37V223H38V221H37V223L36 222H34V224H35V227H37V229L35 228V232L33 233V234H31V235H28V229H26L25 228V226H26V216L24 215V214H17L18 216L16 217V219H14L13 217L14 216H12L10 219H14V220H10L9 219V214H10V212H8L7 213V217H8V219L6 218V216L5 215H2ZM5 214V213H4ZM56 214V213H55ZM132 214V216H134V218L136 219V218H138L136 215H134V213H131ZM28 215V214H27ZM42 215V214H41ZM54 216V215H53ZM57 217L59 216V214H57L56 215ZM56 217V218H57ZM29 218V217H28ZM54 218V217H53ZM45 219V218H44ZM43 219V220H44ZM59 219V218H58ZM152 219H154V218H152ZM156 219V218H155ZM38 220V219H37ZM49 220V219H48ZM112 221V220H111ZM137 221V220H136ZM253 221V220H252ZM84 222V221H83ZM113 222V221H112ZM111 222V223H112ZM155 221L154 220H152V221H148V222H146V224H143V223H140V224H134V223H130V224H128L127 226H119V225H115V223L114 224H112V225H114V226H117V228L115 229L116 230V232H118L119 234H130V233H134V232H136V231H140V230H142V229H152L153 228V225H154V227H155ZM69 224H72V225H69ZM117 224V223H116ZM249 224H251L250 222H249ZM255 224H257L255 221L253 222V228H255V227H258V224L255 226ZM101 226V225H100ZM104 228V227H103ZM106 228V227H105ZM253 228H252V230H253ZM259 228V227H258ZM257 228V229H258ZM30 229L31 228H29V231H30ZM77 229V228H76ZM98 229V228H97ZM113 229H114V227H113ZM154 229V228H153ZM153 229H152V231H153ZM93 230V229H92ZM105 230V229H104ZM95 231V230H94ZM102 232H103V230H101ZM150 232V233H153V232ZM255 231V230H254ZM95 232H97V231H95ZM105 232V231H104ZM109 232V231H108ZM149 232V231H148ZM253 232V231H252ZM105 233H107V231L105 232ZM48 234H50V235H48ZM253 234V233H252ZM100 235H101V233H100ZM104 235V234H103ZM109 235V234H108ZM148 236H149V234H147ZM153 235V234H152ZM261 235V234H260ZM61 236V235H60ZM65 236V237H66ZM105 236H106V234H105ZM108 237V236H107ZM73 238V237H72ZM103 238V237H102ZM109 238H110V236H109ZM158 239L159 240H162L163 241V243H161V244H165V246L166 245H168V242L166 241V240H163L164 239V235H162V234H159V236H158ZM264 239V238H263ZM1 241H3V238H2V240ZM156 242H158V241H156ZM2 243V242H1ZM158 243H160V241L158 242ZM25 246V245H24ZM164 246V245H163ZM164 246V247H165ZM169 247H170V245H168ZM172 246V245H171ZM169 247L167 248V249H169ZM29 251V250H28ZM33 251V250H32ZM72 251V250H71ZM191 252V251H190ZM29 254V253H28ZM72 254V253H71ZM24 255V256H23ZM75 255V254H74ZM115 255H116V253H115ZM122 254H120V253H117V255L116 256H121ZM35 257V256H34ZM106 257V256H105ZM30 259H31V257H30ZM95 259H97V258H95ZM196 259V258H195ZM94 260V259H93ZM96 261V260H95ZM98 261H100V260H98ZM101 261H102V259H101ZM183 263H186V262H183ZM88 264V263H87ZM90 264V263H89Z\"/></svg>",
    "mask_w": 264,
    "mask_h": 264
},
{
    "label": "built area",
    "instance_id": "built-area-1",
    "mask_svg": "<svg viewBox=\"0 0 264 264\" xmlns=\"http://www.w3.org/2000/svg\"><path fill=\"white\" fill-rule=\"evenodd\" d=\"M263 54H264V51H263Z\"/></svg>",
    "mask_w": 264,
    "mask_h": 264
}]
</instances>
